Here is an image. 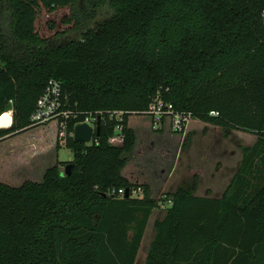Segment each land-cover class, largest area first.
I'll return each instance as SVG.
<instances>
[{
    "label": "trees",
    "instance_id": "16d2710c",
    "mask_svg": "<svg viewBox=\"0 0 264 264\" xmlns=\"http://www.w3.org/2000/svg\"><path fill=\"white\" fill-rule=\"evenodd\" d=\"M263 8L264 0H0V116L12 111L0 138L32 127L56 80L73 154L41 181L0 182V264H135L158 200L122 175L136 144L128 120L157 97L257 140L242 148L221 196H197L193 183L163 197L143 264H264ZM62 9L66 31L41 34L39 18ZM118 111L121 120L110 118ZM90 115L100 116L99 135L75 141ZM118 123L124 142L113 146ZM137 187L142 197L108 194Z\"/></svg>",
    "mask_w": 264,
    "mask_h": 264
},
{
    "label": "rangeland",
    "instance_id": "374dc122",
    "mask_svg": "<svg viewBox=\"0 0 264 264\" xmlns=\"http://www.w3.org/2000/svg\"><path fill=\"white\" fill-rule=\"evenodd\" d=\"M66 13H68L66 9L59 10L50 16L48 23L45 16L40 17L41 34L52 35L55 31H66V26L62 22V17ZM107 14L108 11L104 10L100 18ZM6 17V13L2 10L3 24L6 23ZM50 22L55 24V28L49 29L47 24ZM52 121L32 125L29 128L33 129L32 131L13 140L9 139L13 135L0 138V181L13 186H19L25 180L41 181L43 171L56 160L69 162L73 159L71 150L65 146L67 134L60 136L64 128L61 124ZM132 121L147 128L152 119L147 114H136ZM51 129L56 133L55 137L51 136L53 134L46 135L45 139L38 140L36 144L31 143L28 149H20L24 144L29 143L33 135L34 138L40 139L46 130L51 131ZM151 129L159 134L170 132L172 137L177 135L180 138L175 140L169 138L171 143L167 144L165 139L168 138L165 137L160 139L153 148L148 142L140 140L129 157V164L131 160L134 164L130 167L133 174L138 177L135 169L143 172V177H146V182L148 181L146 185L150 187V195L158 200L157 207L153 209L149 217L135 264L144 263L148 245L154 236V221L161 219L166 212L167 206L162 202L163 197L180 187H189L193 183L196 184L197 196H221L239 167L242 160V148L252 146L257 140L255 133L240 130L225 133L222 128L196 118L192 119L186 130L181 133L172 130L168 118L164 119L161 128L154 129L151 125ZM61 168L64 169L63 166ZM162 168L165 169L163 174H161ZM150 177L154 181L150 182L148 180Z\"/></svg>",
    "mask_w": 264,
    "mask_h": 264
},
{
    "label": "built area",
    "instance_id": "2783aa9c",
    "mask_svg": "<svg viewBox=\"0 0 264 264\" xmlns=\"http://www.w3.org/2000/svg\"><path fill=\"white\" fill-rule=\"evenodd\" d=\"M260 19L264 28V8L260 12ZM61 84L56 80H50L45 88V91L41 95L37 107L34 113L31 116L32 125L47 123L51 120L52 122H56L57 124H61L64 128V131H61L60 136H64L66 133L65 123L64 121H60V118H67L69 115L66 111L61 109V97H62V89ZM12 113V111H10ZM147 115L152 119L151 125L154 129H159L164 124V119H169V125L172 130L178 133H181L186 130L187 126L193 119L192 114L190 112H179L174 111L170 104L164 103L160 98H155L153 102H151ZM123 112H113L110 114V118H116L121 120V116ZM100 117V116H99ZM97 116H87L83 121L77 123H88L95 131L97 121L99 119ZM74 131V130H73ZM73 137V132L71 133ZM94 137V136H93ZM92 137V139H93ZM91 139V141H92ZM90 141V142H91ZM89 142V143H90ZM124 142V135L122 133V126L118 123L115 126L114 133L108 139V143L113 146H121ZM126 193V190L119 189L117 193L115 191H111L108 194L117 195L119 198ZM129 195L132 197H142L143 189L141 187L132 188L128 191Z\"/></svg>",
    "mask_w": 264,
    "mask_h": 264
},
{
    "label": "crops",
    "instance_id": "0c3cea01",
    "mask_svg": "<svg viewBox=\"0 0 264 264\" xmlns=\"http://www.w3.org/2000/svg\"><path fill=\"white\" fill-rule=\"evenodd\" d=\"M133 116L134 115H131L130 117H129V120H128V126L131 128V129H133L134 130V132H135V134H136V144H135V147H134V149H133V151L131 152V154L135 151V149H136V147H137V145L139 144V142H140V140H144L145 141V143H149V145H151L152 147L151 148H153L155 145H156V143L160 140V139H165V137L166 138H168V139H165V140H167V144H169V143H171V140H169V138H173V140H175V138L177 139V138H180V137H178L177 135H173L174 137H172V135H170L169 133L170 132H164L163 134H159L157 131H153L152 129H151V122H149L150 124H149V126L147 127V128H145V126H142L141 124H139V123H133ZM138 116V115H137ZM48 125V124H47ZM33 129H27V130H25V131H23V132H20V133H18V134H16V135H13L12 137H10L9 139H15V138H17V137H19V136H21V135H23L24 133H27L28 131H32ZM142 130V131H141ZM47 133V134H46ZM172 133V132H171ZM51 134H53V135H51ZM169 134V135H168ZM178 134V133H177ZM48 136V135H51L52 137L54 136L55 137V135H56V133L55 132H53L52 131V129H51V131H48V130H46V132H44V134H43V136H41L40 137V139H38L39 137H37V138H34V135L32 136V139L31 140H29V143H27V144H24L23 145V147L22 148H20V149H22V150H26V149H28L29 147H30V144L31 143H37V141L38 140H42V139H45V136ZM167 135V136H166ZM9 139H7V140H9ZM164 140V141H165ZM149 148H150V146H148ZM162 149V148H161ZM130 154V155H131ZM130 155H129V157H130ZM129 157H128V162H127V164H126V166L122 169V175L124 176V177H126L131 183H138V184H148L147 182H146V177H143L144 175H143V172H141V171H138V170H136L135 169V171H137L138 172V177H136L137 175L135 174H133V170H131L130 169V167H131V165H134L133 164V162H132V160H131V164H129ZM57 162V160L54 162V164ZM54 164H52V165H54ZM52 165H50V166H52ZM165 169H161V171H162V173L161 174H163V171H164ZM45 171V170H44ZM44 171H43V173H44ZM43 173H42V177H43ZM135 178H137V179H135ZM144 178V179H143ZM150 182L153 180L154 181V179H152L151 177L148 179ZM0 182H2V181H0ZM5 183V182H4ZM176 191V190H175ZM172 193V192H171Z\"/></svg>",
    "mask_w": 264,
    "mask_h": 264
},
{
    "label": "water",
    "instance_id": "95a60500",
    "mask_svg": "<svg viewBox=\"0 0 264 264\" xmlns=\"http://www.w3.org/2000/svg\"><path fill=\"white\" fill-rule=\"evenodd\" d=\"M11 124H12V113L10 111L4 112L0 116V129L8 128L11 126ZM99 131H100V121L99 120L97 121L95 131H93V128L88 123L77 124L74 127L73 138L75 141H78V142L89 143L93 136L99 135ZM71 168H72V165L67 164L63 169V174L70 175ZM125 195L126 196L128 195L127 190H126Z\"/></svg>",
    "mask_w": 264,
    "mask_h": 264
}]
</instances>
